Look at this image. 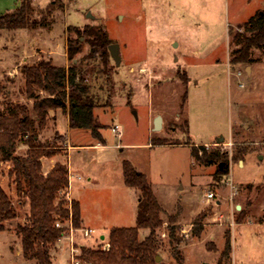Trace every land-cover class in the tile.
<instances>
[{
  "label": "rangeland",
  "instance_id": "1",
  "mask_svg": "<svg viewBox=\"0 0 264 264\" xmlns=\"http://www.w3.org/2000/svg\"><path fill=\"white\" fill-rule=\"evenodd\" d=\"M51 1L56 7L47 18L48 27L0 33V111L6 112L7 101L31 109L20 72L23 66L50 60L55 67H70L66 40L76 36L68 28H102L110 45L119 47L121 58L118 67L109 54L106 66L98 59L85 63L86 82L96 98L98 132L106 145L116 147L112 161L100 163L94 151L76 149L95 140L90 132L69 130L61 112L55 130V119L48 116L39 133L45 144L55 142V131L66 136L72 150L66 154V143L58 160L72 167L81 184L92 179L89 191L76 192L86 199L83 226L94 232L84 238L81 230L76 231L74 247L103 250L111 229L135 226L127 201L114 197L123 188L138 201L137 191L121 187L122 163L128 162L146 177L163 210L157 255L162 263L173 262L175 249L184 264H217L228 232L231 254L223 264H264V51L253 50L249 65L235 69L229 65L233 51L229 31L242 33L238 28L260 13L264 0H33L34 17L38 19ZM0 4V13L5 14L14 11L16 0ZM88 53L84 43L76 58ZM180 75L186 76V84ZM156 117L161 118V129L154 132ZM115 126L120 136L112 132ZM220 139L222 143L207 149L227 153L228 173L221 176L217 164L204 166L191 154V146ZM158 140L166 144L153 145ZM244 148L246 153L238 156L236 150ZM24 153L20 146L17 154ZM8 168L1 166L0 186L17 219L4 224L0 233V264H31L23 261L15 233L17 225L25 223L29 204L16 197ZM207 193L214 199L208 200ZM237 206L246 212L243 224L236 223ZM199 215L205 218L197 239L191 230ZM171 219L180 240L176 245L168 240ZM60 241L50 249L51 264H71L69 240Z\"/></svg>",
  "mask_w": 264,
  "mask_h": 264
},
{
  "label": "trees",
  "instance_id": "2",
  "mask_svg": "<svg viewBox=\"0 0 264 264\" xmlns=\"http://www.w3.org/2000/svg\"><path fill=\"white\" fill-rule=\"evenodd\" d=\"M32 1L18 0L19 6L14 11L0 15V33L48 27L47 18L51 16L56 4L51 1L45 11L39 12L37 19L34 17ZM238 29L243 32L229 31L233 46L229 60L231 69L249 65L253 50L264 51V6L259 14ZM68 31L76 36L66 40V57L71 62L70 67H55L50 60L23 66L20 72L24 77L26 99L32 103L31 109L26 105L7 101L6 112L0 111V169L2 165H8L7 176L11 185H14L16 197L19 200L26 199L29 204L25 223L17 225L15 233L21 241L22 259L31 264H51L50 249L69 234V227L63 226L64 222H68L73 230H81L79 204L71 201L68 205L65 199L69 187L67 166L58 163L46 175L42 171V160L62 155L63 146L67 142L66 137L57 133L54 143L40 142L39 133L44 128L49 113L60 111L66 114L69 130L90 132L96 142L104 143L98 132L100 127L94 119L96 98L86 82L85 63L98 59L106 66L110 42L106 32L100 27L86 26L81 31L68 28ZM82 38L89 46V53L77 59L84 44ZM180 77L186 84V76ZM2 92L3 89L0 88V93ZM41 93L46 96L41 97ZM185 101L186 93L182 96L181 108ZM164 144L166 141L158 140L153 145ZM20 146L25 148L23 156L17 154ZM191 149L192 156L202 165L217 164V175H227V153L209 151L204 146H191ZM246 150L238 149L236 153L242 157ZM122 176L125 187L138 193L135 226L111 229L105 250L78 246L80 254L77 260L82 264H164L155 261L161 243L158 232L164 224L163 210L146 177L138 173L130 163H122ZM204 218L205 215H199L194 219L191 230L194 238H200ZM245 218L246 212L241 208L236 223L243 224ZM16 219V209L0 186V233L5 231L4 224ZM172 219L171 226L167 227L168 240L171 245H176L180 240L176 237L177 228ZM140 232H147L142 240L139 239ZM224 239V248L217 264L230 259L231 242L228 232ZM172 259L171 264H184L178 250L172 251Z\"/></svg>",
  "mask_w": 264,
  "mask_h": 264
},
{
  "label": "crops",
  "instance_id": "3",
  "mask_svg": "<svg viewBox=\"0 0 264 264\" xmlns=\"http://www.w3.org/2000/svg\"><path fill=\"white\" fill-rule=\"evenodd\" d=\"M19 6V2L18 0H16V6L14 7L15 9ZM1 7H2V4H0V12H1ZM14 9V10H15ZM3 13H0V15H2ZM66 63V62H65ZM64 67V66H62ZM145 72V70H140V72ZM10 72H13V70L11 71H8V73ZM57 112H60V111H56V112H51L49 113V116L52 118L55 119V125H54V130L56 129V118H57ZM61 115L65 118L67 124H68V118H67V115L66 114H63L61 112ZM59 134L60 136H64V135H61L59 132H54V134ZM66 137V136H64ZM66 140H67V137H66ZM67 150H66V154H68L69 151L72 150V146L69 145V142L67 140ZM214 144H217V141L215 143H203L201 144L200 146H204L206 148H208L209 146H212ZM175 146H178V145H175ZM179 146H181V144H179ZM76 149H89V150H92L95 152V156H96V159L98 162L100 163H103V162H109L110 160L112 161V159L115 158L114 156V149L116 147H110L108 145L104 143H98L96 141H93L92 144H90V146L88 147H75ZM65 154V155H66ZM63 164L61 163L60 160H58V156L55 157V158H52L50 160H42V171H43V174L46 175L56 164ZM68 168V173H69V187H68V190H67V193H66V197L67 199H69L70 201H75L79 204V208H80V216H81V230H86V228L83 226V224H85V218H84V211H85V200L86 199H83L82 197H80L78 195V193L76 191L78 190H82V191H89L90 190V187L92 185L91 181L92 179H89L86 184H81L80 182V178L79 177H76L73 173V169L71 166H67ZM121 185L124 184L123 182V176H122V181H121ZM121 187H125V185L121 186ZM123 188H120L121 190V193H117L114 197L116 198L115 200H120V199H124L125 201H127V206H128V210L130 211L131 213V222H133L134 220V223H135V218H136V211H137V205H134V200L135 202H137L138 204V201L136 199H134L133 196H131V194H124V190H122ZM138 199V198H137ZM220 204L219 202H217V205ZM181 218V217H180ZM84 219V220H83ZM117 228V227H116ZM120 228H125V227H120ZM88 230H92L91 228H89ZM144 236H146V233L143 234ZM68 238L69 240V237H66ZM102 238V237H101ZM61 241H59L56 245H59ZM70 247V246H69ZM24 261V260H23ZM25 262V261H24ZM26 263V262H25Z\"/></svg>",
  "mask_w": 264,
  "mask_h": 264
},
{
  "label": "built area",
  "instance_id": "4",
  "mask_svg": "<svg viewBox=\"0 0 264 264\" xmlns=\"http://www.w3.org/2000/svg\"><path fill=\"white\" fill-rule=\"evenodd\" d=\"M112 132L115 133L117 136H120V133L118 131L117 126L114 127ZM206 198L208 200H212V199H214V195L212 193H207ZM66 199H67V197H66ZM67 201L69 203L71 202L69 199H67ZM67 226L69 227V246H70L69 252H70V256H71V264H80L79 260H77L79 249L74 247V239H73V234L76 232V230H73L69 223ZM56 227L60 228L61 225H56ZM81 231L83 233L84 238H89L90 235L93 234V232H94L92 230H81ZM105 249H106V247L103 250H105Z\"/></svg>",
  "mask_w": 264,
  "mask_h": 264
},
{
  "label": "water",
  "instance_id": "5",
  "mask_svg": "<svg viewBox=\"0 0 264 264\" xmlns=\"http://www.w3.org/2000/svg\"><path fill=\"white\" fill-rule=\"evenodd\" d=\"M108 52H109L110 58L112 59L115 67H118L120 62H121V58L119 56V47L116 44L109 45L108 46ZM160 129H161V118L160 117H156L153 131L157 132ZM222 142H223V139H220V140L217 141V144L222 143ZM236 210L240 211V207L237 206ZM101 239H103V237ZM155 261L157 263H160L161 262V258L159 256H156Z\"/></svg>",
  "mask_w": 264,
  "mask_h": 264
}]
</instances>
